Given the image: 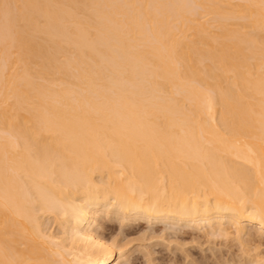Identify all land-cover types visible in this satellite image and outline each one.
<instances>
[{"label": "bare ground", "instance_id": "6f19581e", "mask_svg": "<svg viewBox=\"0 0 264 264\" xmlns=\"http://www.w3.org/2000/svg\"><path fill=\"white\" fill-rule=\"evenodd\" d=\"M107 218L264 264V0H0V264H121Z\"/></svg>", "mask_w": 264, "mask_h": 264}, {"label": "rangeland", "instance_id": "374dc122", "mask_svg": "<svg viewBox=\"0 0 264 264\" xmlns=\"http://www.w3.org/2000/svg\"><path fill=\"white\" fill-rule=\"evenodd\" d=\"M51 221L53 222L54 220H52L51 219ZM103 222L102 223V225H99V226H101L100 228L99 227H96V230H100V229H102V226L104 225V223L105 224H112V225H114L115 226V229H114V232L113 233H111L110 231H107V239H108V236H109V239H111L110 241H113L112 239H113V237L115 236V234H116V236H118L117 238L119 239V241L120 242H122V243H124V242H126L127 240H125V238L124 237H126V239H130V238H132V239H130L129 241H130V243H128L129 241H127V243H124V246H125V244L127 245L128 244V246H126V247H124L123 246V249H120V251H124L125 252V255H124V257L122 258V260L120 259L119 260V262L121 263V264H174V262H176L175 264H184L185 263V260H184V258L182 257L181 259L179 258V259H177V257L179 256H181L182 254H183V252H181V251H179L178 252V248L180 247H178V244L176 245V246H172L171 248L169 247V246H171V244H169V243H167L166 241H168V239H169V242H170V240L171 239H173L172 241H174V243L176 242L177 243V239H176V237L174 236V235H176V234H174V235H172L176 230L174 229V228H176L177 226H175V225H173L172 226V224L171 223H168V222H165V223H163V222H148V221H144V220H142V221H140V223H131V224H133V226H131V224H127V225H125L124 227V229H122L123 227L121 226V225H118V221L117 220H113L114 221V224H113V221H110L108 218L107 219H104V221L103 220H100V222ZM116 221H117V223H116ZM55 222H57V221H55ZM55 222H53V225H52V227H55L56 225L59 227V225H58V222H57V224L55 223ZM54 223L56 224L55 226H54ZM50 225V224H49ZM128 225H130V226H128ZM118 226L121 228H118ZM171 226H172V228H171ZM56 228V227H55ZM99 228V229H98ZM169 228V229H168ZM251 228V230H253V231H255L256 230V228L255 227H250ZM54 229V228H53ZM57 229V228H56ZM128 229V230H127ZM136 229V230H135ZM141 229V230H140ZM145 229V230H144ZM169 231H168V230ZM188 230V232H189V234H186V237H185V239H184V241H186V242H188V243H186L187 245H185V247L184 248H186V250H187V252H192V253H195V257H192V258H199V259H202L204 256H210L209 257V262L210 263H214V264H216V262H217V260H219L218 262L221 264V262H225V261H227L226 259H224L223 257H226V254H227V256L231 259V254L233 253V252H235V254H239L240 252H239V250H238V248H237V250H236V248H231L232 249V251L231 250H229L230 248L228 247V246H226L228 243H226L225 242V239H223L222 240V238H220V237H215L214 236V238H212L213 236H206V235H204V233L203 232H199L198 230H196V229H191V230H189V228H185V230ZM119 230H120V232H119ZM121 230H123V231H121ZM125 230V231H124ZM130 230V231H129ZM143 230H144V232H146V235L144 234V232H143ZM149 230H151V231H149ZM152 230H156V231H153V233H151L152 232ZM174 230V231H173ZM117 231V232H116ZM126 231H128V232H126ZM132 231V232H131ZM139 231H141V232H139ZM124 232V233H123ZM133 232H135V233H133ZM137 232H139V233H137ZM149 232V233H148ZM164 232V233H163ZM173 232V233H172ZM115 233V234H114ZM120 233V234H119ZM125 233H127L126 235H128V236H126L125 235ZM143 233V235H140V234H142ZM154 233L156 234V235H154ZM169 233V234H168ZM176 233V232H175ZM123 234H124V236H123ZM148 234V235H147ZM152 234V235H151ZM193 234V235H192ZM196 234V235H195ZM122 235V236H121ZM131 235V236H130ZM162 235H164V236H167L166 238L165 237H161ZM111 236H113V237H111ZM146 236H148V237H146ZM152 236H155V238L154 239H152V240H148V238L150 237H152ZM106 237H105V239H106ZM111 237V238H110ZM122 239H121V238ZM144 237H146V238H144ZM171 237H173V238H171ZM174 237H175V239H174ZM195 237V240L193 239ZM202 237V238H201ZM204 237H206V238H204ZM208 237L210 238V239H212V240H209L208 239ZM116 237H114V239H115ZM141 239V241H140V239ZM149 238V239H150ZM158 238V239H157ZM160 238H165V240H163V239H160ZM168 238V239H167ZM199 238V239H201V241L199 240V241H196L197 239ZM106 239V240H107ZM108 239V240H109ZM118 239H116V240H118ZM134 239V240H133ZM139 239V240H138ZM190 239V240H189ZM123 240H125V241H123ZM143 240V241H142ZM193 240H194V242H193ZM205 240H206V242H205ZM215 241V243H214V241ZM158 241V242H157ZM171 241V242H172ZM184 241H182V242H184ZM192 241V242H191ZM207 241H209L208 243H207ZM213 241V242H212ZM222 241H224V242H222ZM181 242V241H180ZM198 242V243H197ZM200 242H202V243H200ZM122 243H120L121 245H123ZM155 243V244H154ZM165 243V244H164ZM174 243L172 242V244L174 245ZM175 243V244H176ZM190 243H192V244H190ZM206 244V245H204V244ZM211 243V244H210ZM215 245H214V244ZM226 243V244H225ZM150 244V245H149ZM153 244H154V246H153ZM194 244V245H193ZM151 245H152V247H151ZM169 245V246H168ZM204 245V246H203ZM218 245V246H217ZM203 246V247H202ZM226 248H225V247ZM167 247V248H166ZM176 247H178L177 248V250H176ZM211 247V248H210ZM216 247H217V249H216ZM219 247V248H218ZM222 247V248H221ZM124 248H126V249H124ZM168 248H169V250H168ZM190 248H191V250H190ZM208 248V249H207ZM223 250H221V249ZM224 248V249H223ZM171 249H173V250H171ZM201 249V250H200ZM205 249V250H204ZM213 249V250H212ZM154 250V251H153ZM175 250H176V252H175ZM219 250H221V251H219ZM262 250L264 251V247H262ZM119 249H117V255L119 256ZM151 251H153L152 253H151ZM157 251V252H156ZM170 251V252H169ZM173 251V252H172ZM203 253H201V252ZM204 251V252H203ZM206 251V252H205ZM229 251V252H228ZM175 252V253H174ZM220 252L222 253L223 252V255L222 254H220ZM230 252H232V253H230ZM154 253V254H153ZM177 253V254H176ZM178 253H180V254H178ZM182 253V254H181ZM213 254V258L211 259V254ZM176 254V255H175ZM205 254H207V255H205ZM225 254V255H224ZM222 255V256H221ZM203 256V257H202ZM218 256H221L222 258H220V257H218ZM177 259V261H175L176 259ZM202 257V258H201ZM216 257V258H215ZM228 257H226L227 259H228ZM150 258V260H147V259H149ZM155 258H157V259H155ZM170 258V259H169ZM192 258H189L188 257V260H186V263L185 264H192L193 262L191 261V259ZM215 258V259H214ZM219 258V259H218ZM152 259H154V260H156V261H154V260H152ZM211 259V260H210ZM240 259V258H239ZM172 260H174V262H170V261H172ZM212 260H214V261H212ZM224 260V261H223ZM229 260V259H228ZM236 260L238 261V259H237V257H236ZM241 260V259H240ZM147 261H149V262H147ZM117 262V261H116ZM178 262V263H177ZM188 262V263H187ZM192 262V263H191ZM217 262V264H219Z\"/></svg>", "mask_w": 264, "mask_h": 264}]
</instances>
